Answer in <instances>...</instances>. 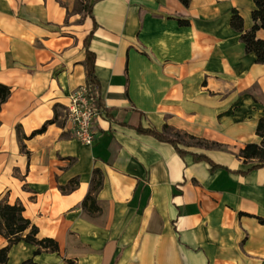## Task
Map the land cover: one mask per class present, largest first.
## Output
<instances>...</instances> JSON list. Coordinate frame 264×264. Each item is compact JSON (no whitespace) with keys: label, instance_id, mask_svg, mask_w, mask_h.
Returning <instances> with one entry per match:
<instances>
[{"label":"crops","instance_id":"obj_1","mask_svg":"<svg viewBox=\"0 0 264 264\" xmlns=\"http://www.w3.org/2000/svg\"><path fill=\"white\" fill-rule=\"evenodd\" d=\"M254 10L253 0H0V84L11 90L0 201L22 206L23 238L35 227L57 245L35 254L19 241L6 264H264V168L239 156L262 142L264 64L230 26L236 12L249 31ZM89 35L101 107L85 145L66 109L86 88Z\"/></svg>","mask_w":264,"mask_h":264},{"label":"trees","instance_id":"obj_2","mask_svg":"<svg viewBox=\"0 0 264 264\" xmlns=\"http://www.w3.org/2000/svg\"><path fill=\"white\" fill-rule=\"evenodd\" d=\"M179 2L183 6L187 7L189 5L190 0H179ZM253 2L255 4V10L251 14L253 22L252 28L247 32H243L242 20L236 12L233 13V16L230 21V26L241 33V41L245 45V51L247 53H254L256 56V61L260 64H264V41L255 38L256 31H264V0H253ZM86 13L91 15V7H87ZM89 38L90 35L87 36L84 41V47L86 52V90L88 97L93 100L95 107L98 109L99 107H101V104L97 95L98 81L93 71L95 55L89 51ZM10 94V88L0 84V105L9 98ZM45 128L46 125H43L38 132H43ZM137 131L141 134L150 135L159 142L168 143L172 145L181 157L190 154L195 161L206 162L209 165L211 171L217 168H224L223 166L215 164L204 154L187 152L186 150L180 147L181 143L177 138L168 137L164 133L149 129H142L140 127L137 129ZM257 135L262 139L261 145L247 144L244 149L240 151L239 154V156L243 160V164L252 165L251 168L248 169V171L255 170L258 168H264V117L261 118L258 122ZM88 199L90 198L87 196L85 198V201L82 203V206H85L86 200ZM22 211L23 208L20 205H8L7 203L0 201V236L7 240V245L5 247L0 248V264H6L9 246L19 241H25L37 245L38 249L35 251V254H38L41 249H48L52 252L57 250V245L52 240L43 239L38 241L34 238L37 233V229L35 227L31 228L29 234L26 237H22L23 232L26 231L30 225L29 221L23 218ZM259 221L261 224L264 225V220L259 219ZM22 264L34 263L31 259H28L22 262Z\"/></svg>","mask_w":264,"mask_h":264},{"label":"built area","instance_id":"obj_3","mask_svg":"<svg viewBox=\"0 0 264 264\" xmlns=\"http://www.w3.org/2000/svg\"><path fill=\"white\" fill-rule=\"evenodd\" d=\"M97 117V108L93 100L88 97L86 88L71 94L66 109V122L75 139L85 145H91L94 140L93 125Z\"/></svg>","mask_w":264,"mask_h":264},{"label":"rangeland","instance_id":"obj_4","mask_svg":"<svg viewBox=\"0 0 264 264\" xmlns=\"http://www.w3.org/2000/svg\"><path fill=\"white\" fill-rule=\"evenodd\" d=\"M180 140L182 142H185V144L187 143V145H189L192 148L199 147V145H201L200 143L191 141L190 139L180 138ZM211 149H215L216 151H218V154H220L221 156H224L226 160L231 159L232 156L237 157L236 155L232 154V152L226 151L225 149H222V148L217 149L214 146H212Z\"/></svg>","mask_w":264,"mask_h":264}]
</instances>
